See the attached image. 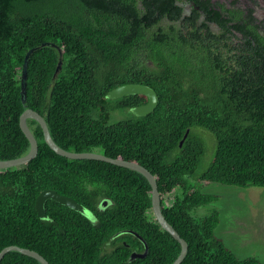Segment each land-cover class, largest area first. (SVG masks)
Masks as SVG:
<instances>
[{"label":"trees","instance_id":"obj_1","mask_svg":"<svg viewBox=\"0 0 264 264\" xmlns=\"http://www.w3.org/2000/svg\"><path fill=\"white\" fill-rule=\"evenodd\" d=\"M186 4L192 13L184 16ZM218 6L210 0H0V160L29 152L20 118L31 108L65 150H98L154 175L165 218L188 242L181 264H261L240 259L216 235L218 210L191 215L219 200L198 184L264 187V22L253 10ZM32 48L24 101L22 71ZM126 84L154 89L155 109L144 116L132 111L147 104L143 94L108 97ZM116 110L131 118L110 123ZM28 124L37 157L0 169V251L29 248L50 264L174 263L181 244L156 220L152 187L142 174L58 155L39 123ZM196 129L216 140L214 160L197 184L191 179L205 142ZM44 190L76 200L89 216L49 199L47 217L40 218L36 200ZM133 233L147 243L144 258H131L145 251ZM0 264L41 263L11 251Z\"/></svg>","mask_w":264,"mask_h":264},{"label":"water","instance_id":"obj_2","mask_svg":"<svg viewBox=\"0 0 264 264\" xmlns=\"http://www.w3.org/2000/svg\"><path fill=\"white\" fill-rule=\"evenodd\" d=\"M48 45H49V43H45L42 46L44 47V46H48ZM35 51H36V48L30 49L27 52L25 59H24V65H23V71H22V95H23L24 101L26 100L28 61H29L31 55ZM62 58H63V54L60 51V60H59L58 68H57L55 75H57L59 73V71L62 67V64H63ZM134 94H143V95L147 96L149 99L147 104L132 109V111L138 116H144V115L151 113L158 104V94L156 93V91L149 86H145V85H141V84H126V85L119 86V87L113 89L112 91H110L108 97L111 99H118V98H121L124 96L134 95ZM28 120H35L37 123H39V125L41 126L43 133H44L45 142L58 155L64 156V157L69 158V159H89V160L104 161V162H108V163H111V164L116 165V166H121V167H125L128 169L137 171L140 174H142L148 180V182L150 183V185L152 187V209H153V213H154L156 220L158 221V223L161 225V227L165 231L170 233L181 244V247H182L181 252L173 264H181L183 262V260L185 259V257L188 254V250H189L188 242L184 238L181 237V235L177 232V230L165 218L163 211H162L161 194L159 192L158 183H157V180L154 177V175L146 167H144L141 164H138L136 162H133V161H127V160H123V159L112 158V157H109L105 154H102L100 152H95V151H92V152H72V151L65 150L64 148H62L61 146H59L55 142V140L53 139V137L50 133L47 121L39 112H37L31 108H27L22 113L21 118H20L21 129H22L23 133L25 134V136L27 137V139L29 140V143H30L29 152L26 155L21 156L19 158L10 159V160H0V169H7V168H13V167L26 165L30 161H32L34 158L37 157L38 151H39V144H38L37 138L33 134L32 130L28 124ZM188 134H189V130L186 132L184 138L180 142V147L183 145ZM49 199L54 200V201H56L62 205H65V206H67L73 210L79 211L81 213L87 212L85 210L84 206L79 204L76 200H74L70 197L61 195L54 190H44L39 194V196L37 197V200H36V210H37L38 216L40 218H46L47 217L46 210H45V203ZM107 204H108L107 201L104 202V206H107ZM133 234L136 235L137 237H139L144 242L145 251L143 253L135 252L132 254L131 258L136 259V258L146 257L148 254V249H149L147 246V243L138 234H136V233H133ZM11 251H17V252H20L26 256H30V257L38 260L41 264H50L37 251L31 250L29 248L19 247L17 245H11V246H7V247L3 248L0 251V261L4 258V256L7 253H9Z\"/></svg>","mask_w":264,"mask_h":264},{"label":"rangeland","instance_id":"obj_3","mask_svg":"<svg viewBox=\"0 0 264 264\" xmlns=\"http://www.w3.org/2000/svg\"><path fill=\"white\" fill-rule=\"evenodd\" d=\"M258 15L264 18V5ZM131 118V113L123 110L112 112L110 123ZM205 142V153L196 169V176L191 179L197 184L196 178L202 175L212 164L216 152V140L208 130L196 129ZM95 152H98L96 150ZM204 193L219 196V200L200 206L191 211L193 216H205L214 210L220 212V224L216 235L240 259L257 258L264 264V187H238L220 183L208 186L198 184ZM172 197L166 200L170 203Z\"/></svg>","mask_w":264,"mask_h":264},{"label":"flooded vegetation","instance_id":"obj_4","mask_svg":"<svg viewBox=\"0 0 264 264\" xmlns=\"http://www.w3.org/2000/svg\"><path fill=\"white\" fill-rule=\"evenodd\" d=\"M234 1H236L235 4H232ZM210 2L214 4L215 6H217L216 9H220L218 4L219 5L225 4V6L228 8V11L233 10L234 8L240 9L246 12H248L249 10H253V15L258 19V22H264V18L258 15V12L262 11L260 7L264 5V0H210ZM184 8H185L184 14H183L184 16L190 15L192 13L191 4H186ZM201 13H202V10H201ZM203 20H204V17L202 16L201 21ZM104 202H102V205H101L102 207H106L104 206ZM86 215L89 216V213H86Z\"/></svg>","mask_w":264,"mask_h":264}]
</instances>
